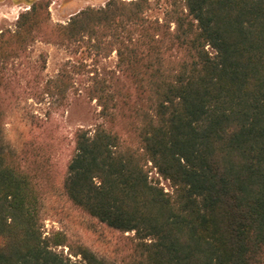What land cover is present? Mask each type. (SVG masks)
<instances>
[{
    "label": "trees",
    "instance_id": "16d2710c",
    "mask_svg": "<svg viewBox=\"0 0 264 264\" xmlns=\"http://www.w3.org/2000/svg\"><path fill=\"white\" fill-rule=\"evenodd\" d=\"M49 7L35 0L0 34V264H264V0H172L163 21L152 0H110L57 25ZM42 36L117 56L114 70L82 72L103 123L76 132L62 190L122 235L120 262L46 235L40 157L5 141L14 69ZM72 75L46 79L51 107Z\"/></svg>",
    "mask_w": 264,
    "mask_h": 264
},
{
    "label": "rangeland",
    "instance_id": "374dc122",
    "mask_svg": "<svg viewBox=\"0 0 264 264\" xmlns=\"http://www.w3.org/2000/svg\"><path fill=\"white\" fill-rule=\"evenodd\" d=\"M29 1L0 0V34L16 29L20 16L30 11L35 2L33 0L31 4ZM49 1L50 22L57 25L67 23L84 9L104 7L110 0ZM171 2L152 0L148 17L163 21ZM45 38H38L30 47L27 57L17 62L21 66L17 65L14 69L18 73L11 86L13 92L8 96L5 141L19 158L32 162L36 156L40 157L43 165L35 168L38 169L43 191L42 214L46 235L60 232L71 243L87 245L100 258L120 262L126 248L122 235L82 213L62 190V182L75 151L76 132L79 129L94 131L103 123L98 104L85 93L83 83L88 81V77L82 72L87 69L114 70L117 56L113 54L109 59L97 60L86 48L48 44ZM63 66L69 67L76 85L65 101L51 107L44 95L43 85L46 79L56 76ZM50 108L52 115L47 118ZM151 177L159 179L155 170ZM160 182L167 192L173 191L168 181L160 178ZM59 250H65L66 255L68 253L64 247Z\"/></svg>",
    "mask_w": 264,
    "mask_h": 264
}]
</instances>
